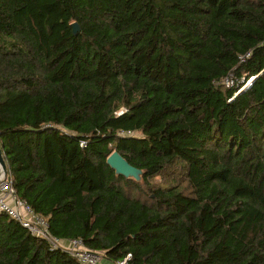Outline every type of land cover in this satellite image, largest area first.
Masks as SVG:
<instances>
[{
    "label": "trees",
    "instance_id": "16d2710c",
    "mask_svg": "<svg viewBox=\"0 0 264 264\" xmlns=\"http://www.w3.org/2000/svg\"><path fill=\"white\" fill-rule=\"evenodd\" d=\"M0 142L59 238L116 263L264 264V0H0ZM0 264L82 263L0 212Z\"/></svg>",
    "mask_w": 264,
    "mask_h": 264
},
{
    "label": "built area",
    "instance_id": "2783aa9c",
    "mask_svg": "<svg viewBox=\"0 0 264 264\" xmlns=\"http://www.w3.org/2000/svg\"><path fill=\"white\" fill-rule=\"evenodd\" d=\"M250 54L251 51L241 54L240 59L244 60ZM253 79L254 75L249 78L245 76L238 77L233 72H230L223 81L227 86L239 85V89L241 90L246 88ZM233 97H231V99ZM125 133L127 132L123 130L120 131V134ZM0 212L8 213L11 217L27 227L32 234L46 238L51 246H60L69 250L82 264H101L103 258L102 252L89 248L83 238L73 237L64 239L59 238L50 232L48 219L36 212L26 200L19 198L14 186L9 165L8 171H2L0 174ZM130 256L131 253L125 258L118 260L117 264H127Z\"/></svg>",
    "mask_w": 264,
    "mask_h": 264
},
{
    "label": "water",
    "instance_id": "95a60500",
    "mask_svg": "<svg viewBox=\"0 0 264 264\" xmlns=\"http://www.w3.org/2000/svg\"><path fill=\"white\" fill-rule=\"evenodd\" d=\"M74 32L80 30L78 22H73ZM108 163L115 168L118 174H124L137 180L143 178L144 170L131 164L118 150H113L107 158ZM8 171V163L4 155L3 146L0 142V174Z\"/></svg>",
    "mask_w": 264,
    "mask_h": 264
},
{
    "label": "crops",
    "instance_id": "0c3cea01",
    "mask_svg": "<svg viewBox=\"0 0 264 264\" xmlns=\"http://www.w3.org/2000/svg\"><path fill=\"white\" fill-rule=\"evenodd\" d=\"M101 264H117L116 262H114V261H112V260H110V259H108V258H103L102 259V262H101Z\"/></svg>",
    "mask_w": 264,
    "mask_h": 264
},
{
    "label": "rangeland",
    "instance_id": "374dc122",
    "mask_svg": "<svg viewBox=\"0 0 264 264\" xmlns=\"http://www.w3.org/2000/svg\"><path fill=\"white\" fill-rule=\"evenodd\" d=\"M141 180V179H140Z\"/></svg>",
    "mask_w": 264,
    "mask_h": 264
}]
</instances>
